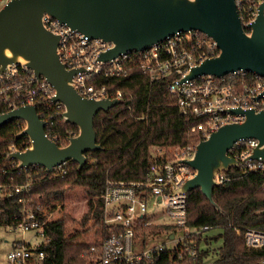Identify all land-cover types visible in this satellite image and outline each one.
Masks as SVG:
<instances>
[{"label":"built area","instance_id":"built-area-1","mask_svg":"<svg viewBox=\"0 0 264 264\" xmlns=\"http://www.w3.org/2000/svg\"><path fill=\"white\" fill-rule=\"evenodd\" d=\"M8 1L0 0V7ZM263 1L235 0L243 27L256 19ZM42 21L48 30L59 35L57 51L66 67H82V70L73 75V88L81 96L123 99V90L102 83L100 77L126 76L134 68L145 74L150 82L168 79L167 90L174 98L180 113L187 118V131L193 136L184 147H170L171 152L161 147H153L152 159L142 179H105L100 198L103 201L102 225L106 233L88 243L81 253L83 262L66 264H137L141 261L151 264L153 256L168 248V239L153 243L148 234L144 235L145 240L138 235L141 226L152 225L151 220L146 217L148 202L165 207L169 220L159 225L176 230L173 231L174 234L171 232V238L169 236V241H175L174 248L171 249H176L179 258H182L183 253L195 257L197 251L192 245L193 239L219 226L188 225L187 193L178 189L184 181L194 176L195 169L185 162L172 161L191 157L199 139L206 138L220 125L244 119L243 115L231 112V108L241 107L256 111L264 109V76L254 71L238 69L220 77L199 75L180 80L193 66L219 53L216 41L199 30L176 31L147 49L121 53L104 62L99 61L97 57L112 45L110 42L89 38L48 14L43 15ZM54 95V87L44 77L38 79L33 71L24 65H9L6 72L0 74V112L32 104L40 119L46 121V125L58 115L63 120L64 105L59 101L53 102ZM18 122L22 123L23 129L24 121ZM45 134L49 136L46 132ZM30 143L31 139L23 136L19 143L11 141L1 150L0 155L4 156V159L0 161V177L8 173V167H16L18 163L15 159H6V156L10 152L25 150ZM256 145L257 140L254 138L241 140L232 147L229 154L240 162L239 166L244 171L261 170L264 174L263 160L246 159ZM237 146L240 149H234ZM65 162L56 164L50 173L39 165L19 169L28 176L20 183H6L0 178V199L17 195V202L20 204L18 212L13 214V222L7 225L12 230L35 231V234L42 238V241L34 246L24 240H17L7 253L8 263L30 264L40 261L45 264V253L41 246L48 237L45 235L44 225L55 219L56 211L49 210L44 213L41 210L38 200L40 195L31 194V174L44 170L49 174V178L63 177L66 173ZM220 172L215 176L219 182L223 178ZM233 228L235 234L243 237L247 247L264 250V227ZM186 240L189 242L184 243ZM257 264H264V258Z\"/></svg>","mask_w":264,"mask_h":264},{"label":"water","instance_id":"water-1","mask_svg":"<svg viewBox=\"0 0 264 264\" xmlns=\"http://www.w3.org/2000/svg\"><path fill=\"white\" fill-rule=\"evenodd\" d=\"M263 6L264 1L256 19L243 27L235 0H9L0 7V74L9 65L18 64L32 70L38 79L44 77L55 89L52 101L64 105L63 120L76 125L78 132L59 145L45 134L46 121L40 119L34 105L0 112V127L24 121L16 138L31 139L28 148L10 152L6 159H15L17 170L39 165L50 173L63 161L75 162L81 170L86 153L101 147L93 127L95 115L123 102L122 98L83 97L73 88V75L82 67L69 69L61 61L59 35L45 27L44 14L89 38L110 42L112 45L97 57L104 62L121 53L147 49L176 31L199 30L216 41L219 53L193 66L182 80L199 75L220 77L238 69L264 76ZM230 111L244 119L220 125L199 139L191 157L172 161L185 162L195 169L194 176L178 190L188 193L199 188L217 210L221 208L212 196L213 187L219 184L215 176L240 164L229 154L232 147L238 141L254 138L257 145L246 159L260 158L264 162V109L237 107ZM256 214L264 215V209Z\"/></svg>","mask_w":264,"mask_h":264},{"label":"trees","instance_id":"trees-1","mask_svg":"<svg viewBox=\"0 0 264 264\" xmlns=\"http://www.w3.org/2000/svg\"><path fill=\"white\" fill-rule=\"evenodd\" d=\"M100 81L125 92L121 104L106 111L100 110L93 119L96 142L101 147L86 153L87 161L81 170L77 169V163L66 161L63 177L49 178L44 170L32 173L31 194L42 197L48 187L57 190L68 183L85 187L88 209L81 218V224L92 219L93 225H99L100 234H104L106 229L102 225L103 201L100 194L105 179H142L152 159L151 147H161L165 151L173 146L184 147L193 136L187 131V118L180 113L167 90L168 79L150 82L145 74L134 68L126 76H101ZM21 126L22 123L14 121L0 127V152L11 141L19 143L22 140L23 137L16 138ZM44 129L59 145L66 144L67 139L78 132L76 125L65 122L59 115L49 120ZM3 159L4 156L0 155V161ZM220 174L223 176L222 181L212 191L213 200L220 210L209 202L199 188L187 193L188 225H218V233L211 236L202 234L193 239L192 245L197 251L195 257L183 253L182 258H179L176 249L165 248L159 255L152 257L151 264H257L264 258L263 249L247 247L243 237L235 234L233 228L264 227V215L256 214V211L264 209L263 172L244 171L241 166H237L221 171ZM27 177L23 170L10 166L8 173L0 178L6 183H20ZM93 196H96L95 199ZM19 207L17 195L0 199V224H11L13 214L18 212ZM66 226L67 221L63 217L50 220L44 225L48 237L41 246L45 253V264L83 262L80 253L88 244L78 240L81 231L75 229L68 233ZM139 231L138 235L145 240V233H157V228L153 225L141 226ZM218 238L222 242L216 248L214 259L204 262L203 258L209 254L208 247L204 246ZM137 264L148 263L141 261Z\"/></svg>","mask_w":264,"mask_h":264},{"label":"rangeland","instance_id":"rangeland-1","mask_svg":"<svg viewBox=\"0 0 264 264\" xmlns=\"http://www.w3.org/2000/svg\"><path fill=\"white\" fill-rule=\"evenodd\" d=\"M152 150L153 147H151V152ZM168 152H171V148H168ZM46 193L49 194L46 195ZM46 193L42 194V197H39L38 199L41 204V210L44 211V213L49 210L56 211L54 218L63 217L67 221L66 231L68 233H71L75 229L81 231L78 233L79 241L88 244L97 239L101 233L99 225H93L92 219H88L84 225L81 224V218L88 209V198L85 187L68 183L60 188H57V190L53 187H48L46 189ZM95 197L93 196V199H95ZM146 217L151 220L155 229L157 228V233H150V231L145 233V235H149V240L155 243L160 240L168 239L166 241L167 247L170 249L174 248L175 241H169V236L171 232L176 230L159 225L169 220L165 207L148 202ZM218 231V228H213L205 231L203 235L211 236L213 234H217ZM17 240H24L34 246L37 242H41L42 238L39 235L37 236L35 231L22 232L12 230V228H10L7 224H0V264H10L7 262L6 256L8 251L11 250L17 243ZM221 242L222 239L218 238L215 241H210L207 246H204L205 243H202V245L204 247H208L209 250V254L203 258L204 262H211L214 259L216 248L221 244ZM30 264H42V262L33 261V263Z\"/></svg>","mask_w":264,"mask_h":264}]
</instances>
